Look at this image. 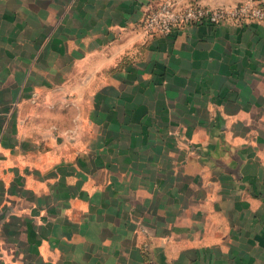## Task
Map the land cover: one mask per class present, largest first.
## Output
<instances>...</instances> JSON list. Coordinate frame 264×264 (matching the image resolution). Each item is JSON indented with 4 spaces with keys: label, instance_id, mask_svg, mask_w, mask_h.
Instances as JSON below:
<instances>
[{
    "label": "crops",
    "instance_id": "obj_1",
    "mask_svg": "<svg viewBox=\"0 0 264 264\" xmlns=\"http://www.w3.org/2000/svg\"><path fill=\"white\" fill-rule=\"evenodd\" d=\"M161 1L0 0V264H264V21Z\"/></svg>",
    "mask_w": 264,
    "mask_h": 264
},
{
    "label": "built area",
    "instance_id": "obj_2",
    "mask_svg": "<svg viewBox=\"0 0 264 264\" xmlns=\"http://www.w3.org/2000/svg\"><path fill=\"white\" fill-rule=\"evenodd\" d=\"M235 17L264 18V0H248L235 8L218 11L208 10L194 4L179 7L175 1L166 0L147 13L144 28L148 32L169 34L191 23L215 24Z\"/></svg>",
    "mask_w": 264,
    "mask_h": 264
},
{
    "label": "rangeland",
    "instance_id": "obj_3",
    "mask_svg": "<svg viewBox=\"0 0 264 264\" xmlns=\"http://www.w3.org/2000/svg\"><path fill=\"white\" fill-rule=\"evenodd\" d=\"M164 1L166 0H162L161 2H159L157 5H154V6H151L149 9L146 10V12L144 13L140 23H141V27L142 29L150 36H155V35H171L173 32H175L176 30H179V29H182V28H178V29H175L173 30L171 33L169 34H164V33H156V32H148L145 28H144V21H145V18L147 16V13H149V11L151 9H154V8H157L161 3H163ZM176 2V4L179 6V7H185L187 5H190V4H194V5H198L202 8H205V9H208V10H212V11H218V10H227V9H230V8H235L237 7L238 5H241L245 2H247L248 0H242L241 2L235 4V5H230V6H218V7H211V6H206L202 3H200L199 1L195 0V1H190L188 3H185V4H182V3H179L177 0H173ZM257 20H260V21H264V18H261V17H235V18H228L224 21H221V22H218V23H215V24H210V23H201V22H197V23H191L189 25H212V26H217V25H224V24H227V23H242V22H249V21H257ZM188 26V25H186ZM185 26V27H186ZM184 28V27H183ZM45 94V93H44ZM43 104V102L41 101L40 102V106ZM45 104V103H44ZM51 105L53 104L54 107L57 105V103H50Z\"/></svg>",
    "mask_w": 264,
    "mask_h": 264
}]
</instances>
